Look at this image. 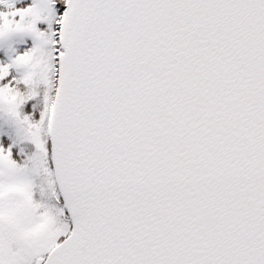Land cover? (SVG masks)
Returning <instances> with one entry per match:
<instances>
[{"label":"snow or ice","instance_id":"1","mask_svg":"<svg viewBox=\"0 0 264 264\" xmlns=\"http://www.w3.org/2000/svg\"><path fill=\"white\" fill-rule=\"evenodd\" d=\"M0 264H264V0H0Z\"/></svg>","mask_w":264,"mask_h":264}]
</instances>
